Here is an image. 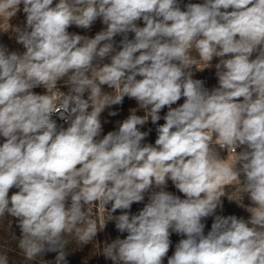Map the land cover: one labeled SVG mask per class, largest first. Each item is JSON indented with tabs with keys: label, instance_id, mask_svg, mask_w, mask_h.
Masks as SVG:
<instances>
[{
	"label": "clouds",
	"instance_id": "1",
	"mask_svg": "<svg viewBox=\"0 0 264 264\" xmlns=\"http://www.w3.org/2000/svg\"><path fill=\"white\" fill-rule=\"evenodd\" d=\"M0 15L25 49L0 44V221L15 220L26 261L68 264L70 244L112 221L127 235L96 241L112 264H264V0H0ZM98 19L94 37L68 31ZM214 58L209 89L194 75ZM125 97L137 107L102 135L101 114ZM222 197L248 218L217 214Z\"/></svg>",
	"mask_w": 264,
	"mask_h": 264
},
{
	"label": "rangeland",
	"instance_id": "2",
	"mask_svg": "<svg viewBox=\"0 0 264 264\" xmlns=\"http://www.w3.org/2000/svg\"><path fill=\"white\" fill-rule=\"evenodd\" d=\"M56 2V0H54ZM202 3L203 0H182V5L186 3ZM22 9V5H21ZM9 23L12 26H21L23 27L25 23V14L20 11L17 13V15L9 21ZM139 26H143L142 21L137 22ZM103 24L101 21L98 19L93 26L91 27L90 30H85V29H80L77 28L76 26H72L68 29L69 32L81 34V35H87L89 37H94L95 34L99 31L102 30ZM3 31H8V32H3ZM13 32H11L9 28V24L6 21V19L0 15V44H3L8 47L10 51H17L22 53L25 51L23 48V45L16 43ZM133 34H129V38H132ZM116 41L119 42L121 39L120 36L115 37ZM193 56H195V52L192 53ZM107 62V61H106ZM218 62V58H214L212 61L213 67L204 69L203 71H195L194 79H201L205 82V87L211 89L213 87L218 86V79L215 75V63ZM201 65H203V62H199ZM58 87L60 88L61 91H67L65 87L62 86V82L58 83ZM35 92L43 94L44 89L41 88H36L34 89ZM183 103V99L177 102V104L173 105V107L178 106L179 104ZM137 107L135 100L129 99L127 97L124 98L123 104L122 105H115L112 106L111 109L112 111H117L116 116H109L108 111L105 110L104 113L101 114V121L103 124V132L102 135H106L109 131H114L118 128V123L122 122L124 119L127 118L129 115V109ZM167 112V107H165L161 111V116L163 117ZM139 115H143L142 112L138 113ZM165 121L161 119L158 121V124L162 125ZM156 127L157 125H154L151 123L149 120V123L146 124L141 128L142 131H148L151 129L149 136L146 138L144 141L145 143H152L154 144L155 139L157 138V133H156ZM0 142H3V138H0ZM237 151H240V149H237ZM222 156H225V152H221ZM229 162H231V157H229ZM167 191H170L176 195H180L181 198H183V194L179 193L177 189L172 185V182H168V187L166 189ZM17 191L16 189H11L9 195H11L13 192ZM228 195L238 198V193L235 190L234 187L228 188L227 190ZM223 201V208L217 210V214L228 216V215H236L237 217H244L245 219L248 218L249 213L244 211L243 208L239 207L235 202H231L228 200L227 197H222ZM244 204H248L249 200L247 199V196L244 198ZM144 203H147V196L145 197V201L143 203H134L131 207V214H136L138 213L139 210H141L144 206ZM110 207V205H109ZM121 214V210H117L114 215H119ZM108 213L106 210L103 208H94V217L95 219L102 220V219H107ZM11 218H7L3 221H0V251H6L8 252L9 255V260L10 264H30L29 261H26L23 257V254L18 250L17 248V240L13 233L19 237L20 236V230L16 226L15 220L13 219V224L12 228L9 227L8 221ZM206 224L205 227V233H207L211 229V224L213 222V218L209 217L204 221ZM127 235V233H119L116 228H115V223L110 221L107 223L105 229L97 234L96 241L100 244V246H103V243L105 241L111 242V240L115 239L117 236H120V238H124ZM182 237L172 233L170 239L172 241V245L170 247L168 256H171L175 250V245L176 243L179 242V240ZM96 241H93L92 244H87L84 245L83 247L75 242L70 244L69 246V256L67 257L68 264H112L110 260H105V258L102 255H99V250L100 247L97 244ZM56 256V253H47L44 256L45 260H51L54 261ZM164 264H167V258L164 260Z\"/></svg>",
	"mask_w": 264,
	"mask_h": 264
},
{
	"label": "built area",
	"instance_id": "3",
	"mask_svg": "<svg viewBox=\"0 0 264 264\" xmlns=\"http://www.w3.org/2000/svg\"><path fill=\"white\" fill-rule=\"evenodd\" d=\"M54 118L57 119V123H58V125H63L64 127H67V125L64 123V121L59 120L57 117H54Z\"/></svg>",
	"mask_w": 264,
	"mask_h": 264
}]
</instances>
